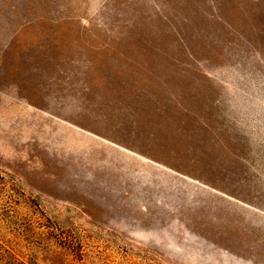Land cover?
Instances as JSON below:
<instances>
[{
	"label": "rangeland",
	"instance_id": "obj_1",
	"mask_svg": "<svg viewBox=\"0 0 264 264\" xmlns=\"http://www.w3.org/2000/svg\"><path fill=\"white\" fill-rule=\"evenodd\" d=\"M0 264H264V0H0Z\"/></svg>",
	"mask_w": 264,
	"mask_h": 264
}]
</instances>
